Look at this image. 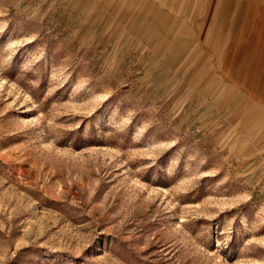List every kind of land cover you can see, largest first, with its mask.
<instances>
[{"label":"rangeland","instance_id":"1","mask_svg":"<svg viewBox=\"0 0 264 264\" xmlns=\"http://www.w3.org/2000/svg\"><path fill=\"white\" fill-rule=\"evenodd\" d=\"M0 264H264V0H0Z\"/></svg>","mask_w":264,"mask_h":264}]
</instances>
